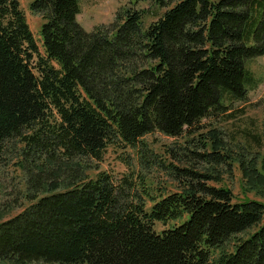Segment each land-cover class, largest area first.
Wrapping results in <instances>:
<instances>
[{"label": "trees", "instance_id": "1", "mask_svg": "<svg viewBox=\"0 0 264 264\" xmlns=\"http://www.w3.org/2000/svg\"><path fill=\"white\" fill-rule=\"evenodd\" d=\"M145 1L166 11L145 26L126 8L86 32L78 0H33L39 46L19 0H0V165L16 141L32 203L0 222V264H264V203L209 174L182 169L187 183L158 196L140 175L90 176L109 145L180 137L246 101L247 63L264 57V0ZM198 143L264 197V153L215 128Z\"/></svg>", "mask_w": 264, "mask_h": 264}, {"label": "rangeland", "instance_id": "2", "mask_svg": "<svg viewBox=\"0 0 264 264\" xmlns=\"http://www.w3.org/2000/svg\"><path fill=\"white\" fill-rule=\"evenodd\" d=\"M32 1L19 0V3L40 46L38 32L42 19L30 12L29 5ZM78 1L80 14L77 21L86 32L101 26L109 27L115 23L119 15L122 16V11L126 8L141 10L145 26L166 11V8H158L154 3L145 0H137L135 3L134 0ZM247 70L252 76L253 84L248 86L246 101L232 103L227 113L206 118L194 129L184 128V133L180 137L170 138L154 132L144 136L135 149L117 143L109 145L100 162H90L92 167L90 176L106 172L115 179L127 175H132L135 179L136 175H140L145 181L144 187L151 195L158 196L179 191L180 184L187 183L188 180L186 173L181 170L187 169L214 177L207 184L227 187L237 200L246 197L264 203V197L253 193L244 194L241 171L236 164L231 168L227 164H220L214 168L205 164L198 156L205 153L198 142L213 128L221 132V138L234 151L247 147L252 152L264 153V57L248 61ZM233 143H237L239 147ZM19 149L20 145L16 141L9 142L0 165V210L3 211L0 222L14 217L32 204L27 199L26 178L18 164ZM242 153L245 156V152ZM41 196L44 195H39ZM161 228V225H156L157 230ZM253 231L254 229L247 234ZM244 236L246 235L241 237ZM217 255L215 252L213 257L216 259Z\"/></svg>", "mask_w": 264, "mask_h": 264}]
</instances>
